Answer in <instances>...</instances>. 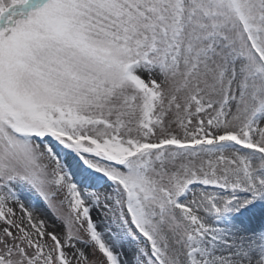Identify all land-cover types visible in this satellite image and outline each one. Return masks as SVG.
<instances>
[{
    "label": "snow or ice",
    "instance_id": "snow-or-ice-1",
    "mask_svg": "<svg viewBox=\"0 0 264 264\" xmlns=\"http://www.w3.org/2000/svg\"><path fill=\"white\" fill-rule=\"evenodd\" d=\"M0 264H264V0H0Z\"/></svg>",
    "mask_w": 264,
    "mask_h": 264
},
{
    "label": "rangeland",
    "instance_id": "rangeland-1",
    "mask_svg": "<svg viewBox=\"0 0 264 264\" xmlns=\"http://www.w3.org/2000/svg\"><path fill=\"white\" fill-rule=\"evenodd\" d=\"M93 216L95 218V216H96V213L95 212L93 213ZM57 231H59V229H57ZM123 259L127 260L128 258L127 257H123Z\"/></svg>",
    "mask_w": 264,
    "mask_h": 264
}]
</instances>
